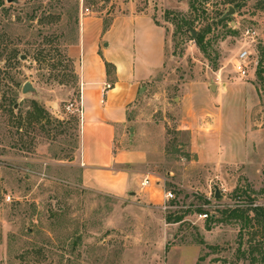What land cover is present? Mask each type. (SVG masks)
I'll return each instance as SVG.
<instances>
[{
    "label": "rangeland",
    "instance_id": "obj_1",
    "mask_svg": "<svg viewBox=\"0 0 264 264\" xmlns=\"http://www.w3.org/2000/svg\"><path fill=\"white\" fill-rule=\"evenodd\" d=\"M118 5L0 0V264H264V160H219L208 111L229 106L238 132L250 102L264 127V0H138L166 30V58L124 140L139 152L133 169L159 180L122 194L81 179V83L68 54L86 8L109 22ZM243 47L246 76L234 68ZM26 81L35 93H23ZM167 190L191 207L164 210ZM214 199L221 207L199 219Z\"/></svg>",
    "mask_w": 264,
    "mask_h": 264
},
{
    "label": "crops",
    "instance_id": "obj_2",
    "mask_svg": "<svg viewBox=\"0 0 264 264\" xmlns=\"http://www.w3.org/2000/svg\"><path fill=\"white\" fill-rule=\"evenodd\" d=\"M137 3L119 0L116 13H108L113 15L109 22L107 11L86 8L78 40L68 46L81 83V131L76 157L81 179L89 186L120 194L143 180L132 166L139 161V152L125 146L124 132L143 83L155 80L166 58L165 28L147 10L138 11ZM107 62L113 64L112 75ZM106 83L112 87L103 94ZM223 87L231 88L229 82ZM253 106L243 102L244 122L238 132L240 123L229 106L208 110L217 142L211 152L219 160H258L259 164L264 160V127L263 123L255 124Z\"/></svg>",
    "mask_w": 264,
    "mask_h": 264
},
{
    "label": "built area",
    "instance_id": "obj_3",
    "mask_svg": "<svg viewBox=\"0 0 264 264\" xmlns=\"http://www.w3.org/2000/svg\"><path fill=\"white\" fill-rule=\"evenodd\" d=\"M245 35L254 40L258 36V31L254 27H249L245 30ZM251 55H252V51H250L249 48L247 47H243L238 52L234 60V68L238 73L241 74V76H246L248 74V70L252 62ZM111 87H112L111 83H106L105 86L103 87V94H105ZM156 180L154 179V177L148 175L142 180L141 185L144 187L154 185L157 183ZM164 196H165V201L161 206L163 207L164 210H178V209L184 210V209H189L191 207L190 205H184L183 202L180 201L179 198H177L176 193L172 190H167ZM7 199L12 200V196L9 194ZM208 206L209 208L198 212L197 215L199 219L206 220L212 217L213 215H215L216 210H218V208L221 207V205L219 204V200L217 199L212 200L211 204Z\"/></svg>",
    "mask_w": 264,
    "mask_h": 264
},
{
    "label": "water",
    "instance_id": "obj_4",
    "mask_svg": "<svg viewBox=\"0 0 264 264\" xmlns=\"http://www.w3.org/2000/svg\"><path fill=\"white\" fill-rule=\"evenodd\" d=\"M7 1L8 2H16L17 0H7ZM233 12H234V8L232 6H230L229 10L225 13L224 16L231 15ZM191 31H192L193 35L196 36V34H197L196 31L192 30V29H191ZM210 88L214 92L218 88V84H211ZM22 91H23V93H27V92L35 93L37 91V89L31 81H26L22 87ZM131 130H134V128H131ZM215 195L217 198L222 196L220 188H216Z\"/></svg>",
    "mask_w": 264,
    "mask_h": 264
},
{
    "label": "trees",
    "instance_id": "obj_5",
    "mask_svg": "<svg viewBox=\"0 0 264 264\" xmlns=\"http://www.w3.org/2000/svg\"><path fill=\"white\" fill-rule=\"evenodd\" d=\"M198 38H199V40H203L202 37H198ZM106 65H107V70L110 73V68H113V64L107 62ZM36 112H37V116H42L43 113H44V110L42 108H40V107L37 106L36 107Z\"/></svg>",
    "mask_w": 264,
    "mask_h": 264
}]
</instances>
